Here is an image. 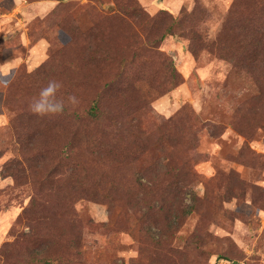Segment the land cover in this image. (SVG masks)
<instances>
[{
  "label": "rangeland",
  "instance_id": "1",
  "mask_svg": "<svg viewBox=\"0 0 264 264\" xmlns=\"http://www.w3.org/2000/svg\"><path fill=\"white\" fill-rule=\"evenodd\" d=\"M5 62L0 264H264V0H0Z\"/></svg>",
  "mask_w": 264,
  "mask_h": 264
},
{
  "label": "clouds",
  "instance_id": "2",
  "mask_svg": "<svg viewBox=\"0 0 264 264\" xmlns=\"http://www.w3.org/2000/svg\"><path fill=\"white\" fill-rule=\"evenodd\" d=\"M18 63V61H17ZM14 67L12 63L5 62L0 65V72L7 74ZM61 87L59 82L50 81L48 85L41 89L38 98L32 103V111L39 115L56 114L64 110L65 103L56 97L58 89ZM68 101L72 104L77 102L75 96H69Z\"/></svg>",
  "mask_w": 264,
  "mask_h": 264
},
{
  "label": "trees",
  "instance_id": "3",
  "mask_svg": "<svg viewBox=\"0 0 264 264\" xmlns=\"http://www.w3.org/2000/svg\"><path fill=\"white\" fill-rule=\"evenodd\" d=\"M96 109H97V108H96V104L93 103L92 109L89 110L90 115L94 116V115H95V111H96Z\"/></svg>",
  "mask_w": 264,
  "mask_h": 264
},
{
  "label": "water",
  "instance_id": "4",
  "mask_svg": "<svg viewBox=\"0 0 264 264\" xmlns=\"http://www.w3.org/2000/svg\"><path fill=\"white\" fill-rule=\"evenodd\" d=\"M160 1H162V0H160Z\"/></svg>",
  "mask_w": 264,
  "mask_h": 264
}]
</instances>
